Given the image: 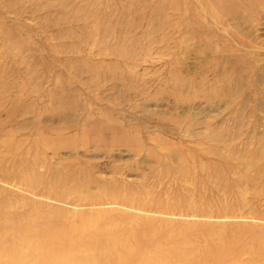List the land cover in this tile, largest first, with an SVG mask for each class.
I'll list each match as a JSON object with an SVG mask.
<instances>
[{"label":"rangeland","instance_id":"obj_1","mask_svg":"<svg viewBox=\"0 0 264 264\" xmlns=\"http://www.w3.org/2000/svg\"><path fill=\"white\" fill-rule=\"evenodd\" d=\"M0 264H264V0H0Z\"/></svg>","mask_w":264,"mask_h":264}]
</instances>
